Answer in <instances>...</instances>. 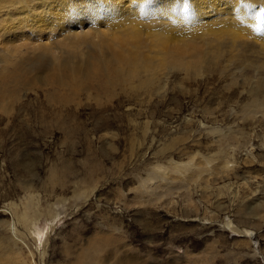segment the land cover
<instances>
[{
  "label": "rangeland",
  "instance_id": "374dc122",
  "mask_svg": "<svg viewBox=\"0 0 264 264\" xmlns=\"http://www.w3.org/2000/svg\"><path fill=\"white\" fill-rule=\"evenodd\" d=\"M249 40L216 58L143 49L172 70L114 63L89 38L0 45V264H264V54Z\"/></svg>",
  "mask_w": 264,
  "mask_h": 264
},
{
  "label": "bare ground",
  "instance_id": "6f19581e",
  "mask_svg": "<svg viewBox=\"0 0 264 264\" xmlns=\"http://www.w3.org/2000/svg\"><path fill=\"white\" fill-rule=\"evenodd\" d=\"M206 19L212 21L207 20L198 26L199 22ZM87 38L97 43L99 41L102 46L105 42L111 44L114 50L113 62L135 68L139 66L152 68L153 65L159 70H172L181 67L170 59L171 56H156V53L151 55L143 50L145 47L163 49L171 55L187 54L185 56L188 58H191L189 52L193 48L199 50L202 48L205 56L214 53L216 58L221 54L218 42L226 40L231 43L228 50L233 55L239 53V50H235L239 45L244 50L242 53L256 49L249 40L253 39L260 43L261 46H257L258 51L264 54V0L0 1V45L6 57L15 56V53L20 51L18 49L24 45L34 50L41 48L45 51L51 50L52 44L55 43L62 47H76L79 51L78 46ZM15 69L16 72L8 71L11 74L5 82L16 84L15 88L27 85L25 79L21 78L23 72L19 70V75L18 67ZM27 69L32 68L30 66ZM69 70L73 71L74 68ZM99 71L106 72L105 66H101ZM55 80H59L60 85L63 84L62 79ZM254 81L253 84L256 86L257 81ZM8 92L4 91V96H8ZM260 103L264 105V101ZM184 167L182 165L176 169L185 173Z\"/></svg>",
  "mask_w": 264,
  "mask_h": 264
}]
</instances>
